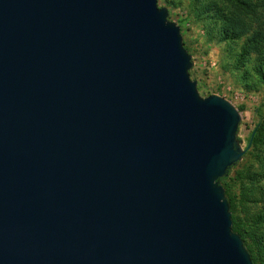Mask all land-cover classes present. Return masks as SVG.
<instances>
[{
	"label": "water",
	"instance_id": "1",
	"mask_svg": "<svg viewBox=\"0 0 264 264\" xmlns=\"http://www.w3.org/2000/svg\"><path fill=\"white\" fill-rule=\"evenodd\" d=\"M191 66L157 0H0V264H253Z\"/></svg>",
	"mask_w": 264,
	"mask_h": 264
},
{
	"label": "trees",
	"instance_id": "2",
	"mask_svg": "<svg viewBox=\"0 0 264 264\" xmlns=\"http://www.w3.org/2000/svg\"><path fill=\"white\" fill-rule=\"evenodd\" d=\"M193 1H196L193 6L196 17L209 15L217 24L220 41L229 44L243 39L238 52L228 56L229 61L242 69L253 56L252 68L244 69L243 77L251 72L264 85V0H226L232 5L228 11L225 3ZM250 138L242 156L250 158L247 165L237 167L239 161L234 163L218 181L229 202L232 229L241 236L253 264H264V111L258 112L248 142Z\"/></svg>",
	"mask_w": 264,
	"mask_h": 264
},
{
	"label": "rangeland",
	"instance_id": "3",
	"mask_svg": "<svg viewBox=\"0 0 264 264\" xmlns=\"http://www.w3.org/2000/svg\"><path fill=\"white\" fill-rule=\"evenodd\" d=\"M206 1H215L221 5L225 3L226 10H232V5L226 0L200 2ZM194 3L196 1L193 0H157L158 6L167 8L168 18L180 26L183 44L191 54L190 76L196 81L199 94L203 97L218 94L238 109L240 122L237 138L246 147L258 112L264 111V85L253 78L251 72L248 75L245 73L246 77H243L244 69L252 68L253 56L242 69L235 68L233 62L229 61L228 56L238 52L243 39L229 44L220 41L217 37V24L213 23L209 15L196 17ZM245 84L252 87L248 88ZM247 160H250L248 155L239 160L237 167L246 166L249 162Z\"/></svg>",
	"mask_w": 264,
	"mask_h": 264
}]
</instances>
